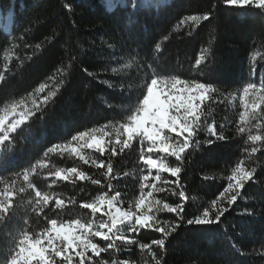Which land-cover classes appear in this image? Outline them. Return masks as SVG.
Instances as JSON below:
<instances>
[{"label":"snow or ice","instance_id":"snow-or-ice-1","mask_svg":"<svg viewBox=\"0 0 264 264\" xmlns=\"http://www.w3.org/2000/svg\"><path fill=\"white\" fill-rule=\"evenodd\" d=\"M220 3L234 11L258 12L264 33V0H217L202 12L182 17L178 27L187 26L190 35L197 26L215 19ZM65 7L71 10L70 5ZM124 7L134 17L142 3L141 0H124ZM28 31L26 29L25 34ZM41 48V44L35 45V50ZM134 51L140 57L139 61L133 62L138 72L143 73V88L134 95L133 86L123 83L130 78L127 76L120 77L119 88L109 84L118 95L127 99L126 116L99 128L76 131L63 143H51L37 164L13 173L15 179L9 177L6 184L0 177V184H5L0 189V264H135L131 259L119 258L135 254V249H139L144 264H166L167 245L183 224L218 227L222 217L234 210L238 199L244 198L246 186L260 184L258 177L264 174V169L258 172L250 163L258 158V153L264 156V78L259 83L253 82L250 71L242 89L226 95L218 86L201 79L164 75L169 69L159 62L160 43L147 49L137 45ZM141 52L143 56H140ZM213 57L214 52L205 49L191 71L205 76L202 68L210 64ZM77 59V56L71 57L72 62ZM111 62L119 63V60ZM129 66L112 68V72L123 71ZM83 71L88 76L93 75L87 68ZM261 75L264 76V70ZM69 76L70 72L61 65L32 92L5 102V107L0 109V172L16 166L17 149L27 146L26 138L23 144L18 140L20 132L33 121H45L55 110L57 98L69 83ZM3 83L4 77H0V87ZM237 95L241 102L238 120L217 125L210 105H227L229 96L235 100ZM106 107L112 110L114 105L106 103ZM233 124L236 135L243 141V158L231 167L227 187L219 196L203 211L186 219L188 196L182 182L185 165L192 162L197 152L203 154L218 142H230L232 138L224 129ZM202 133H206L204 141L199 139ZM89 149L94 155L87 153ZM132 152H136L134 167L139 175L118 174L114 160ZM65 154L77 158L80 166H49L50 157ZM84 165L94 168L99 177L94 178L84 171ZM37 168L47 172L46 179L51 181L49 188L61 181L74 186L90 182L98 186L99 191L91 200H81L77 204L75 198L42 191L33 182V175L39 174ZM130 175L135 177L133 194L124 207L128 192L121 191L120 184L127 182ZM202 179L211 177L205 175ZM17 182L21 185L19 188ZM260 195L264 197V187H261ZM171 197H177L179 202L171 201ZM225 198L227 207L222 206ZM77 207L82 215L74 218L70 212ZM161 214H173L175 219L161 220ZM89 215L91 219L86 218ZM241 215L251 218L257 213L255 209H245ZM32 217L39 231L33 227ZM261 217L264 220V213ZM146 231L159 236L145 243L138 237ZM229 243L233 254L250 255L231 238ZM253 252L264 264V241L260 243V250L253 249ZM226 264L238 262L232 260Z\"/></svg>","mask_w":264,"mask_h":264},{"label":"trees","instance_id":"trees-1","mask_svg":"<svg viewBox=\"0 0 264 264\" xmlns=\"http://www.w3.org/2000/svg\"><path fill=\"white\" fill-rule=\"evenodd\" d=\"M119 1L108 9L104 0H0V17L4 19L8 12L11 14L7 30L0 24V77H4L3 87H0V109L5 107V102L20 99L32 92L61 65L70 72L69 83L61 89L55 110L45 121H33L20 132L18 140L23 144L26 138L27 146L17 149L15 167L0 172L5 184L9 177L15 179L13 173L37 164L51 143H63L76 131L99 128L127 115L124 111L127 99L118 95L109 84L119 88L122 82L120 77L127 76L130 78L123 83L133 86L134 95L143 88V73L138 72L133 62L140 59L134 51L137 45L147 49L160 43L162 55L159 62L169 69L164 75L201 79L218 86L226 95L242 89L250 71L253 82L259 83L264 78L261 75L264 70V33L258 12L234 11L220 3L215 19L197 26L189 35L187 26L178 27L181 18L206 10L217 0H165L163 3L141 0L142 7L134 17L124 7V0ZM65 5H70L71 10ZM26 29L30 30L27 34ZM129 32L132 33L131 38ZM165 36L169 39L165 40ZM38 43L42 45L39 51L35 50ZM205 49L213 51L214 57L210 64L202 68L206 75L198 76L191 69ZM72 56L78 59L72 62ZM140 56H143V52ZM117 59L119 63L111 62ZM123 65L130 66L123 71L112 72V68L120 69ZM84 68L93 75L88 76ZM106 103L114 105V108L109 110ZM210 109L219 125L228 120H238L241 104L238 97L233 100L229 96L227 105L212 104ZM224 131L232 138L230 142H218L203 154L197 152L192 162L185 165L182 182L188 196L186 219L203 211L211 200L219 196L227 187L231 167L243 158L244 145L235 133V124ZM205 136L206 133H202L199 139L204 141ZM86 151L94 155L92 150ZM257 157L250 166L260 172L264 169V156L258 153ZM136 159V152L115 159L118 174L129 172L139 175L134 167ZM80 164L77 158L68 154L49 158L52 168L77 167ZM83 170L94 178L99 177L94 168L84 165ZM37 172L39 174L33 175V182L42 191L75 198L77 204L81 200H91L99 191L98 186L90 182L74 186L61 181L49 188L51 181L46 179L47 172L39 168ZM205 175L211 179L203 180ZM134 179L130 175L127 182L121 181L120 190L128 192L124 197V207L132 198ZM258 179L260 184L246 186L244 198L238 199L234 210L222 217L218 227L183 224L167 245L166 264H226V261L232 260L238 264H262L253 252V249L259 251L260 243L264 241V220L261 217L264 197L260 195V189L264 187V174ZM5 184H0V189ZM20 186L17 182V187ZM171 201L179 202L177 197H171ZM222 206L227 207L226 198ZM245 209H255L257 215L251 218L242 216ZM20 213H24L23 204ZM70 214L74 218L82 215L78 207L72 209ZM86 218L92 217L89 215ZM160 218L168 221L175 219L173 214H161ZM32 223L39 231L34 217ZM158 236L146 231L138 238L147 243ZM230 238L250 255L233 254L230 251ZM134 251L133 255L125 254L119 258L144 264L139 249Z\"/></svg>","mask_w":264,"mask_h":264},{"label":"rangeland","instance_id":"rangeland-1","mask_svg":"<svg viewBox=\"0 0 264 264\" xmlns=\"http://www.w3.org/2000/svg\"><path fill=\"white\" fill-rule=\"evenodd\" d=\"M104 1H105V4H106V6H107L108 9L113 8L115 5H117L120 2L119 0H104ZM157 1L160 2V3H163L165 0H157ZM10 17H11L10 12H8L6 14V16L4 17V19H2L0 17V24L2 25V27H3L4 30H7L8 27H9ZM238 100H239V98H238ZM239 102H240V100H239ZM240 104H241V102H240Z\"/></svg>","mask_w":264,"mask_h":264}]
</instances>
